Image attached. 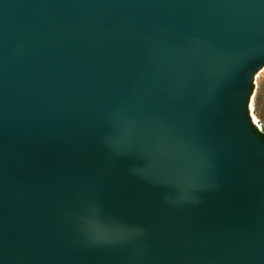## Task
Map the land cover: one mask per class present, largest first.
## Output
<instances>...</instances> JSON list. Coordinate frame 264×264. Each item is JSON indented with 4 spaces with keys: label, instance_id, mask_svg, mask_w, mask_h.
I'll use <instances>...</instances> for the list:
<instances>
[{
    "label": "water",
    "instance_id": "1",
    "mask_svg": "<svg viewBox=\"0 0 264 264\" xmlns=\"http://www.w3.org/2000/svg\"><path fill=\"white\" fill-rule=\"evenodd\" d=\"M262 66L264 0H0V264H264Z\"/></svg>",
    "mask_w": 264,
    "mask_h": 264
},
{
    "label": "rangeland",
    "instance_id": "2",
    "mask_svg": "<svg viewBox=\"0 0 264 264\" xmlns=\"http://www.w3.org/2000/svg\"><path fill=\"white\" fill-rule=\"evenodd\" d=\"M250 106V112L256 128L264 133V66L255 75L254 89L250 97Z\"/></svg>",
    "mask_w": 264,
    "mask_h": 264
},
{
    "label": "trees",
    "instance_id": "3",
    "mask_svg": "<svg viewBox=\"0 0 264 264\" xmlns=\"http://www.w3.org/2000/svg\"><path fill=\"white\" fill-rule=\"evenodd\" d=\"M255 130H256V132L258 133V135L261 136V137L264 139V133L260 132V131L256 128V126H255Z\"/></svg>",
    "mask_w": 264,
    "mask_h": 264
}]
</instances>
